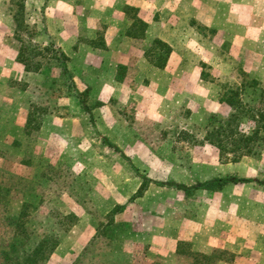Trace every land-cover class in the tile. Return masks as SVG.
<instances>
[{
  "label": "rangeland",
  "instance_id": "374dc122",
  "mask_svg": "<svg viewBox=\"0 0 264 264\" xmlns=\"http://www.w3.org/2000/svg\"><path fill=\"white\" fill-rule=\"evenodd\" d=\"M53 1L25 2L41 44L52 40L42 16ZM59 1L62 10L85 9L86 0ZM133 1L154 19L144 38L119 42L131 45V53L117 61L107 45L116 43V29L105 37L109 24H100L85 42L92 51L83 49L79 58L89 69L69 57L72 83L54 60L39 72L13 62L0 0V187L7 188L0 191V250L14 240L25 203L31 231L25 241L44 234L58 240L42 264H195L189 250L218 251L210 262L197 256V264H264L263 184L185 194L156 183L191 185L227 175L264 181V136L255 153L237 162H221L214 146L191 137L202 135L210 116L227 113L219 101L225 87L242 84L244 100L264 88V0ZM112 7L122 11L118 24L125 30L130 20L123 7ZM196 15L218 18L206 26ZM154 35L176 50L167 67L144 56ZM29 113L39 126L26 134ZM143 176L150 182L137 196ZM112 209L119 229L108 237L101 229ZM179 242L186 243L184 252Z\"/></svg>",
  "mask_w": 264,
  "mask_h": 264
},
{
  "label": "trees",
  "instance_id": "16d2710c",
  "mask_svg": "<svg viewBox=\"0 0 264 264\" xmlns=\"http://www.w3.org/2000/svg\"><path fill=\"white\" fill-rule=\"evenodd\" d=\"M25 2L26 0H4L5 13L12 26L11 45L16 51V61L27 72H39L46 61L54 60L59 65L62 73L73 83L72 74L67 65L69 57L65 52L53 40L48 44H41L36 40V31L25 17ZM123 11L131 20L126 35L131 38H144L148 27L147 22L137 16L136 8L132 6H124ZM171 51L172 47L167 41L154 37L144 50V56L154 67L164 68ZM77 97L83 111L88 114L90 120H93L91 110L81 97V93H77ZM219 101L227 104L229 107L227 113L222 116H210L202 135L198 137L192 134L191 137L194 141L214 146L218 150V159L221 162H237L242 157L255 153V147L264 136V88L259 89L257 96L244 100L242 84L225 87L220 94ZM31 116L32 114L29 113L25 125L26 134H30L31 126H34L32 130L39 126L36 124L31 125ZM103 139L107 141L106 138ZM108 145L119 151L115 144L108 143ZM148 182L150 180L143 176L142 183L135 195H141ZM247 182H257L264 185V181L256 178L235 175L196 181L191 185L172 181L156 183L190 194L199 189L216 190L229 183ZM6 190L7 188L0 187V191ZM114 214L115 209H112L107 214V222L102 225L101 233L106 234L108 237L114 236V233L119 229L114 224ZM27 217V207L24 203L15 221L14 240L10 242L6 249L0 250V264H42L58 245V240L51 234H44L43 237L33 243H27L25 240L28 241L31 235V231L25 226ZM64 218L67 219V216ZM185 244V242L178 243V252H184L182 247ZM217 252L204 254L189 250L188 253L192 255L194 263L197 264V256L210 262Z\"/></svg>",
  "mask_w": 264,
  "mask_h": 264
},
{
  "label": "crops",
  "instance_id": "0c3cea01",
  "mask_svg": "<svg viewBox=\"0 0 264 264\" xmlns=\"http://www.w3.org/2000/svg\"><path fill=\"white\" fill-rule=\"evenodd\" d=\"M190 3V1L188 2ZM192 3V2H191ZM200 6L206 5V3H210L207 0H200L198 1ZM215 3V2H212ZM61 2L59 0H54L53 4L48 8L46 12L45 17V11L42 16V19L45 21L47 25V31L48 36L56 43L57 46H59L65 54L70 57L72 60V63H78L80 60V56L82 54H86L85 51H92L90 45H88L86 42V39H93L96 35L99 33V29L101 28L100 24L102 23H108V29L104 31V36L107 37L109 34L113 35V29H116V32L114 35L117 37L116 43H113L109 45L114 49L112 50V53H115V56L118 58L122 54H128L131 53L128 48L131 46H121L123 43L124 45L127 43L129 44L132 39L128 35H126V30L128 29L129 22L127 21L128 26L125 30L124 28L119 27L118 19H120L122 16V11L114 10L112 5H118L119 7H123L126 5L132 6L136 8L137 16L141 18L143 21L150 23V21L154 22V19L148 20L146 16H144V8L142 9L141 3L134 2L133 0H120L119 3H113V0H86V4H84L83 10L76 9L73 5L69 8H66L65 10H62V6H60ZM118 7V8H119ZM46 8V7H45ZM66 11V12H65ZM81 12H85L84 15H81ZM124 12V11H123ZM116 13V14H115ZM115 15L117 16L115 18ZM198 17L199 21H201L204 25L210 26V24L214 23L213 21L218 18L217 15L214 17L211 15L207 19L200 18L198 15H196V18ZM7 19L10 21V19L7 17ZM211 21V22H208ZM116 22V23H115ZM11 25V21H10ZM119 27V28H118ZM12 30V26H11ZM120 30V32H119ZM158 37L157 35L152 36V38ZM160 38V37H159ZM162 39V38H161ZM108 41V40H107ZM121 42V44L119 43ZM169 43V42H168ZM170 44V43H169ZM78 45L76 48L75 46ZM116 45V46H115ZM171 45V44H170ZM11 49L14 52L13 56V62L19 63L16 61V51L11 45ZM85 51H82V50ZM176 50L173 49L169 56H171L173 53H175ZM85 58V56H84ZM169 59L167 60L166 66H169ZM80 62V69H89V62L85 59L83 62ZM85 64V65H83ZM21 65V64H19ZM78 67V68H79ZM24 70V68H23ZM22 70V71H23ZM1 79V78H0ZM220 108L223 109V104L220 103Z\"/></svg>",
  "mask_w": 264,
  "mask_h": 264
}]
</instances>
